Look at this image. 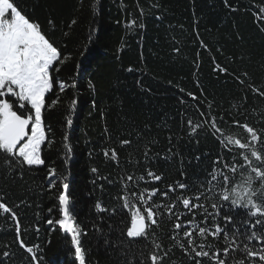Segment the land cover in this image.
Segmentation results:
<instances>
[{
    "label": "trees",
    "instance_id": "obj_1",
    "mask_svg": "<svg viewBox=\"0 0 264 264\" xmlns=\"http://www.w3.org/2000/svg\"><path fill=\"white\" fill-rule=\"evenodd\" d=\"M11 2L39 24L60 59L42 109L44 164L17 165L13 158L9 168L0 153V203L11 209H0V264H78L57 223L65 183L86 264H153L152 254L164 257L161 264H216L217 252L225 264H264L244 251L264 249V227H251L260 217L230 202L247 187L244 179L255 177L252 168L264 169L251 154L264 157V0ZM10 103L18 114L34 113L27 102L24 109L15 97ZM229 137L251 147L240 149ZM153 189L159 191L149 199ZM253 199L264 205V194ZM137 208L149 226L130 238ZM217 225L224 231L214 236ZM252 231L261 238L248 239ZM200 251L209 255L196 256Z\"/></svg>",
    "mask_w": 264,
    "mask_h": 264
},
{
    "label": "snow or ice",
    "instance_id": "obj_2",
    "mask_svg": "<svg viewBox=\"0 0 264 264\" xmlns=\"http://www.w3.org/2000/svg\"><path fill=\"white\" fill-rule=\"evenodd\" d=\"M49 23L51 24L52 22L49 21ZM59 59L60 52L58 48L41 32L39 24L31 22L17 9L11 0H0V153L3 154L4 165L9 168L12 167L13 158L17 165L26 164L27 166H38L44 164L40 153V146L46 139L45 128L42 124V109L44 108L45 94L53 86L50 68ZM59 87L63 91L66 85L61 81L59 82ZM12 97L16 98L18 106L21 109L25 108L24 102L30 104L34 113L27 110V114H18L17 111L13 110V103H10ZM56 102L53 101V104ZM71 122L69 119L68 123L71 124ZM189 123L191 124V121ZM30 124L31 129L29 132ZM243 127L251 134V141L259 140L257 132L252 127L247 124H244ZM192 131L195 132L196 128H193ZM228 140L238 145L240 149H248L251 147L250 143H242L239 139L229 137ZM122 143L128 144L130 142L125 140ZM66 148L68 152H71L70 145H66ZM251 154L258 160H264V157H261L255 150ZM105 155H108V153L106 152ZM113 155H115L114 150ZM233 160H235V157H233ZM243 160L251 167L252 161L249 160L247 155H243ZM224 167L228 168L229 165L225 162ZM92 171L95 172L96 169ZM231 171L235 172L236 168L233 166ZM252 172L255 174V177L250 174L245 178L243 183L247 187H244L242 191H234L232 194L234 198L230 202L234 206H242L248 209L247 214L249 217H260V219L256 220L255 224L251 225L252 228H255L256 225L264 227V205L258 204L253 199V196L257 194H264V169L255 167L252 168ZM55 175L56 170L51 169L48 177L50 185ZM148 175L155 180L161 179L160 176H156L152 172H149ZM215 178L216 176L212 175V179ZM223 178L225 181L229 180L227 175H224ZM128 179L131 180L132 177L129 176ZM256 181L260 182V189L253 190L252 185ZM178 186L180 188L186 187L183 184H179ZM68 188L69 185L67 183L63 184L64 191L59 196V202L63 210V218L58 220L57 223L65 232L71 234L72 242L75 245V253L79 258V264H85V251L80 247L79 239L82 235V229L76 225L70 214V198L67 194ZM169 188L175 191L171 186ZM158 191V189H153L149 195V199ZM163 195L167 196V193L165 192ZM140 199H143L142 194ZM196 199H199V197L197 196ZM223 200L229 201L230 195L225 194ZM124 202V206L127 207V197L124 198ZM182 203L187 207L190 204V199L185 198L182 200ZM193 207H200V205H193ZM212 207L215 209L217 206L213 204ZM0 209H3L4 212H11V209L3 203H0ZM96 209L97 211H106L99 203H97ZM168 211L171 212V208ZM12 216L15 218L14 212H12ZM146 216L151 221V224L154 225L157 223L154 218L155 213L151 207L147 208ZM224 220L226 223L232 222L230 216L225 217ZM16 223L18 225L19 221L17 220ZM48 223H52V221H48ZM148 226L145 221V214L137 208L132 214L130 227L127 229L126 234L130 238L141 237L145 234ZM180 227V223L175 224L176 229ZM221 231L224 230L217 225L212 235L217 236ZM199 233L203 236L205 229L200 228ZM185 235L190 237L191 232H185ZM252 238L260 239L261 237L255 231H252L248 239ZM189 243L191 244L192 241L189 240ZM21 244L23 246V241H21ZM27 251L32 253V248L28 247ZM244 251L249 257H258L260 261L264 262V249L254 251L245 246ZM227 252L228 249H224L223 254L227 255ZM4 255L7 256L8 253ZM166 255L167 253H165ZM208 255L209 253L205 251L196 253L198 257H206ZM219 256L220 253L217 252L214 257L216 264H225L224 260L219 259ZM163 258L156 254L150 256L153 264H161ZM239 264H244V261H240Z\"/></svg>",
    "mask_w": 264,
    "mask_h": 264
},
{
    "label": "bare ground",
    "instance_id": "obj_3",
    "mask_svg": "<svg viewBox=\"0 0 264 264\" xmlns=\"http://www.w3.org/2000/svg\"><path fill=\"white\" fill-rule=\"evenodd\" d=\"M29 130H30V125H29ZM60 208H61V217L63 218V210H62V206H61V204H60ZM145 221H146V224H148L147 223V220H146V218H145ZM147 229V228H146ZM61 231H62V233L64 234V235H67V236H69L70 238H71V234H68V233H65L64 232V230L61 228ZM146 231V230H145ZM72 240V239H71ZM72 244H73V242H72ZM73 246H74V249H75V245L73 244ZM76 260H77V262H78V264H79V259H78V257L76 256ZM86 264V263H85Z\"/></svg>",
    "mask_w": 264,
    "mask_h": 264
},
{
    "label": "rangeland",
    "instance_id": "obj_4",
    "mask_svg": "<svg viewBox=\"0 0 264 264\" xmlns=\"http://www.w3.org/2000/svg\"><path fill=\"white\" fill-rule=\"evenodd\" d=\"M6 18H9V17H6ZM55 63V62H54ZM51 69V68H50ZM41 147V146H40ZM223 165H224V163H223Z\"/></svg>",
    "mask_w": 264,
    "mask_h": 264
},
{
    "label": "water",
    "instance_id": "obj_5",
    "mask_svg": "<svg viewBox=\"0 0 264 264\" xmlns=\"http://www.w3.org/2000/svg\"><path fill=\"white\" fill-rule=\"evenodd\" d=\"M65 232V231H64ZM65 233H67V232H65ZM68 234H70V233H68ZM79 259V258H78Z\"/></svg>",
    "mask_w": 264,
    "mask_h": 264
}]
</instances>
